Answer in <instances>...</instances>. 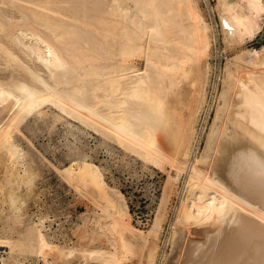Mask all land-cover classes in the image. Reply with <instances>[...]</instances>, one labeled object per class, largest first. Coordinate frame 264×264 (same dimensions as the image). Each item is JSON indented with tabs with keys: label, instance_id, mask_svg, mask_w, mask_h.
<instances>
[{
	"label": "bare ground",
	"instance_id": "1",
	"mask_svg": "<svg viewBox=\"0 0 264 264\" xmlns=\"http://www.w3.org/2000/svg\"><path fill=\"white\" fill-rule=\"evenodd\" d=\"M202 4L213 6L217 27L200 0H0V171L7 162L19 170L0 182L3 202L20 209L11 182L28 185L31 170L19 140L32 145L26 120L47 111L70 130L93 131L100 146L111 142L170 170L140 230L100 168L72 155L56 172L86 201L76 241L54 243L42 219L31 220L22 237L0 239L8 254L28 251L43 264H264V44L246 45L264 33V0ZM218 41L236 54L225 57L201 153L189 158Z\"/></svg>",
	"mask_w": 264,
	"mask_h": 264
},
{
	"label": "rangeland",
	"instance_id": "2",
	"mask_svg": "<svg viewBox=\"0 0 264 264\" xmlns=\"http://www.w3.org/2000/svg\"><path fill=\"white\" fill-rule=\"evenodd\" d=\"M200 7L208 25L211 26L212 16L202 4V0H200ZM217 25H219L218 22ZM211 28L209 27V34L212 38V48V43L215 44L213 36L216 34ZM219 29L220 27L217 31ZM262 44H264V33H260L252 41L246 42L247 48L254 49H259ZM217 45L218 53L212 51L207 58L211 67L206 84V101L198 112L199 116L195 126V136L190 144L189 158L193 152L197 156L201 153L222 88L225 57L230 58L236 54L234 51H224L220 41ZM212 50L214 49L212 48ZM138 67L143 69L141 64ZM211 90L212 99L210 97ZM47 112L48 114L38 121L32 120V118L26 120V127L22 130L23 135L32 143L30 145L21 138L19 140L23 150L24 166L31 170L27 173L30 181L28 185L18 184V186L11 182L15 189V195L20 200L16 202V206L20 207L18 210H11L10 202L7 199L3 202L4 197L0 193V239L8 236L9 239L16 240L22 237L24 230L22 226L27 221L42 219L44 229L52 242L70 244L76 241L72 231L75 229L74 223L79 222L77 216L86 211V201L79 197L56 172V170L67 167L72 155L76 153L87 155L91 163L100 168L105 182L122 194L132 217V225L140 230L143 226L145 227L147 220H150L159 205L167 173L170 172L168 166L146 163L133 152L123 151L111 142L100 146L101 140L93 131L86 130L84 134H80L75 127L70 130L65 127L62 121L52 120L51 111ZM67 119L72 125L80 127L76 121L68 117ZM68 145L78 151H72L67 147ZM14 170L19 172L16 165L7 162L6 169L0 171V182L4 179L14 181L15 175L12 174V172H16ZM181 184L182 178L177 182L175 192L166 205L168 207L166 219L162 224L165 234ZM14 217H17L20 222L15 224ZM163 236L164 234H161L159 237L160 243ZM8 251V246L0 247V264H43L40 259L35 258L28 251L21 253L15 251L11 254H8ZM88 264L101 263L91 261ZM123 264L129 263L124 262Z\"/></svg>",
	"mask_w": 264,
	"mask_h": 264
},
{
	"label": "built area",
	"instance_id": "3",
	"mask_svg": "<svg viewBox=\"0 0 264 264\" xmlns=\"http://www.w3.org/2000/svg\"><path fill=\"white\" fill-rule=\"evenodd\" d=\"M213 3V2H212ZM209 12H210V14H211V16H212V21H213V23H214V25H215V27H217L218 25H217V21H216V17H217V15H216V13H215V11L213 10V6L211 7H209ZM262 39V38H261Z\"/></svg>",
	"mask_w": 264,
	"mask_h": 264
}]
</instances>
